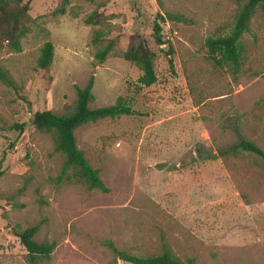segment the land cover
I'll list each match as a JSON object with an SVG mask.
<instances>
[{"label": "rangeland", "instance_id": "obj_1", "mask_svg": "<svg viewBox=\"0 0 264 264\" xmlns=\"http://www.w3.org/2000/svg\"><path fill=\"white\" fill-rule=\"evenodd\" d=\"M57 3L30 0L34 23L21 51L0 50L13 80L0 81V264H29L14 224L38 225L37 238L54 242L42 264H130L115 263L107 241L138 255L166 247L192 264H264V170L251 158L218 156L239 140L235 120L264 149L261 10L242 36L245 60L233 75L212 65L204 42L229 31L238 0H69L64 15H52ZM94 10L120 50L132 34L143 36L156 55L155 83L137 90L141 71L119 55L94 60L97 26L83 22ZM155 22L163 43L155 41ZM45 41L53 44L46 71L37 68ZM90 76L92 107L122 96L135 111L75 130L105 192L59 183L62 157L30 121L33 109L72 104L75 86Z\"/></svg>", "mask_w": 264, "mask_h": 264}, {"label": "trees", "instance_id": "obj_2", "mask_svg": "<svg viewBox=\"0 0 264 264\" xmlns=\"http://www.w3.org/2000/svg\"><path fill=\"white\" fill-rule=\"evenodd\" d=\"M93 1V0H91ZM233 23L229 31L224 34L210 35L205 39L204 46L207 59L216 68L226 67L233 75L239 73L245 60V45L242 36L249 30V24L254 13L259 9L264 16V0H238ZM69 0H58L51 12L52 15H64L67 12ZM30 0H0V50L7 49L18 53L22 49L21 40L30 31L34 19L30 13ZM172 19L171 14H166ZM160 17V16H159ZM161 19H163L161 17ZM85 25L97 26L91 32L90 43L94 47L93 58L101 64L109 56L119 55L138 67L141 74L137 78L136 89L140 90L156 82L157 76L154 67L155 53L146 44L143 36L134 33L124 50L119 48V38L110 36V27L106 17L96 10L85 16ZM161 26L155 22L153 34L157 43H163ZM172 53L170 48L167 55ZM53 59V44L45 41L39 49L37 68L48 70ZM169 63L172 59L168 58ZM0 81L13 84L9 72L0 65ZM93 76H90L83 86H75V99L72 104L66 105L61 112L52 110L33 109L30 121L34 127L51 136L53 151L62 157L60 173L56 180L63 184H78L87 190L107 191V187L95 169L86 158L84 151L78 146L75 130L85 124L94 123L106 118L131 116L135 114L129 101L118 96L114 103L92 107L94 100L92 88ZM234 131L239 135L237 143L218 148V156L228 158H251L252 162L264 170V149L254 140L244 136L239 121L235 120ZM21 127V126H16ZM203 154V152H200ZM0 169V177L2 176ZM38 225L21 227L14 224L12 233L26 250V261L29 264L46 262L54 249V242L37 238ZM106 245L113 254V261L121 260L130 264H192V259H181L172 250L163 247L158 253L134 254L128 249H118L111 241Z\"/></svg>", "mask_w": 264, "mask_h": 264}]
</instances>
